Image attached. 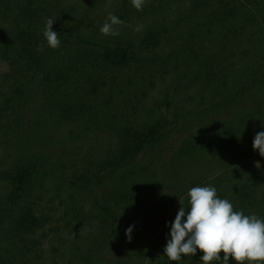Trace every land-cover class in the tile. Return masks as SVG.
Returning a JSON list of instances; mask_svg holds the SVG:
<instances>
[{
    "label": "trees",
    "instance_id": "obj_1",
    "mask_svg": "<svg viewBox=\"0 0 264 264\" xmlns=\"http://www.w3.org/2000/svg\"><path fill=\"white\" fill-rule=\"evenodd\" d=\"M103 2L0 0V264H204L164 255L196 186L264 219V0Z\"/></svg>",
    "mask_w": 264,
    "mask_h": 264
},
{
    "label": "clouds",
    "instance_id": "obj_2",
    "mask_svg": "<svg viewBox=\"0 0 264 264\" xmlns=\"http://www.w3.org/2000/svg\"><path fill=\"white\" fill-rule=\"evenodd\" d=\"M131 3L138 11L143 10L144 0H131ZM55 20L49 18L43 29L47 47L52 49L59 48L61 44L58 32L53 29ZM117 25H124V21L110 13L100 32L105 36H119ZM43 48L41 45L39 50L43 51ZM253 149L264 157V131L256 133ZM255 163L257 168L261 167L260 161ZM187 195L189 206L186 208L179 198L181 207L175 220L170 222L171 238L164 246V255L170 262H178L183 256H193L199 249L203 252L200 260L204 264L221 260L223 264H229L230 257L237 264H264V219L256 214L246 215L243 210L235 211L228 199L217 196L214 186L192 187ZM134 227L131 225L126 229L129 242Z\"/></svg>",
    "mask_w": 264,
    "mask_h": 264
},
{
    "label": "rangeland",
    "instance_id": "obj_3",
    "mask_svg": "<svg viewBox=\"0 0 264 264\" xmlns=\"http://www.w3.org/2000/svg\"><path fill=\"white\" fill-rule=\"evenodd\" d=\"M116 0H105V2H103L102 7L100 8V11L105 14V15H109L112 11V6L115 4ZM234 113V111H228L222 115H216L214 117L209 118L208 120H206V125H204V129H213L217 124L223 122L224 120H228L232 114ZM186 136V133L182 130H179L178 134H176L173 138H172V142L170 143L171 145H169L167 148H171V149H165V158L168 160L170 159V156L172 155L173 151L175 150V148H177V146L180 144V142L182 141V138H184ZM174 146V147H172ZM159 151V149H156L155 151H152L151 153L148 154L147 158L144 159V161L149 162L153 156V154L157 153ZM161 163L159 162H155L153 163V167L155 169H157L160 173L161 169ZM198 171H200V169H197ZM151 195H148V199H151L150 201H152V203L156 206L158 204H160V202L166 197V194L159 188L156 187V190L154 191V198L150 197ZM126 219V220H125ZM123 221L122 223H126L129 219L125 217L122 218ZM106 252H109L111 254L112 250L111 249H107Z\"/></svg>",
    "mask_w": 264,
    "mask_h": 264
}]
</instances>
